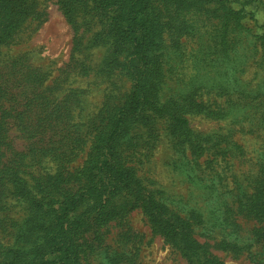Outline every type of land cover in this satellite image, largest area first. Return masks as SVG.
I'll use <instances>...</instances> for the list:
<instances>
[{"label":"rangeland","instance_id":"obj_1","mask_svg":"<svg viewBox=\"0 0 264 264\" xmlns=\"http://www.w3.org/2000/svg\"><path fill=\"white\" fill-rule=\"evenodd\" d=\"M24 6L12 42L0 45L9 90L0 106L13 105L0 136L27 155L17 195L4 191L0 257L34 198L25 188L37 198L83 188L96 147L132 91L103 37L105 11L76 6L70 23L58 0ZM153 7L154 104L116 144L134 183L75 230L76 264H188L149 220L150 197L223 264H264V0Z\"/></svg>","mask_w":264,"mask_h":264},{"label":"trees","instance_id":"obj_2","mask_svg":"<svg viewBox=\"0 0 264 264\" xmlns=\"http://www.w3.org/2000/svg\"><path fill=\"white\" fill-rule=\"evenodd\" d=\"M58 1L70 23L76 6L83 12L91 8L105 11L108 28L103 37L111 43V60L118 62L122 59L120 67L131 79L132 91L126 106L117 114L113 130L96 147L86 170L89 171V180L83 188H79L80 184L77 186L79 190L75 188L73 192L63 193L61 198L50 194H42L37 198L38 194L33 195L31 188H25L26 194L34 198L27 199V212L12 227L10 245L0 257V264H76L75 230L84 224L90 214H101L134 183L131 174L122 168L116 144L133 130L143 110L148 105L153 107L152 99L159 82L156 67L148 57L158 35L153 18L156 0ZM172 1L205 6L211 2L225 4L226 0ZM26 10L24 0H0V45L12 42L16 29L25 19ZM241 13L236 11L231 15L234 20L243 21L246 16ZM6 69L11 70L12 64ZM10 75L7 72L5 79H9ZM2 77L3 74H0V98L6 99L9 90L3 85ZM12 110L13 105L6 109L0 106L1 131L4 120L11 117ZM177 121L185 123L183 120ZM4 152L9 154L3 160ZM26 156L23 152L15 153L0 136V211L9 207L8 198L3 200L5 190L7 197L12 192L17 195L13 184L24 180ZM74 180L80 181V177ZM146 202L149 220L168 243L183 253L188 264H223L207 248L198 245L191 237L186 222L165 217L163 207L151 197Z\"/></svg>","mask_w":264,"mask_h":264}]
</instances>
